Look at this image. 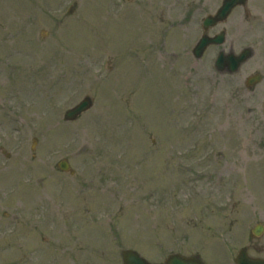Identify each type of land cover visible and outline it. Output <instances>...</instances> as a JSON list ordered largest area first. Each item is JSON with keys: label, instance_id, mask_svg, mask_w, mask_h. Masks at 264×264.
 Returning a JSON list of instances; mask_svg holds the SVG:
<instances>
[{"label": "rangeland", "instance_id": "obj_1", "mask_svg": "<svg viewBox=\"0 0 264 264\" xmlns=\"http://www.w3.org/2000/svg\"><path fill=\"white\" fill-rule=\"evenodd\" d=\"M178 2L0 0V223L31 219L25 239L40 226L41 264H124L126 249L156 264L264 258V234L249 239L264 225L261 142L243 118L264 102V0L213 31L227 33L218 51H254L234 75L216 71L215 49L184 54L201 30ZM201 3L203 20L222 0ZM86 96L93 109L64 122Z\"/></svg>", "mask_w": 264, "mask_h": 264}, {"label": "flooded vegetation", "instance_id": "obj_2", "mask_svg": "<svg viewBox=\"0 0 264 264\" xmlns=\"http://www.w3.org/2000/svg\"><path fill=\"white\" fill-rule=\"evenodd\" d=\"M202 0H200L199 2H196L195 0L189 1V0H185V1H181L179 0V5H184L185 8L184 10L186 11L187 14L192 13L193 15H195V17H190L188 18L189 20H184L183 22H187L189 23V26H191V24L196 26V32L197 30H201V35L200 38L204 35H208V36H212V35H216L217 32L213 33L214 29L218 28L219 26L210 29L209 31H204L203 30V20H201L198 14L199 12H206L205 7H207L205 4L202 5L201 3ZM223 1V0H222ZM193 7V8H192ZM219 8V7H218ZM240 7L236 8L234 11H237ZM208 13H206L205 16L207 15H211L213 13H215L217 11H214L212 7H208L207 9ZM194 22V23H192ZM169 24V22L167 23ZM192 28H190L189 32L191 31ZM188 32V33H189ZM199 35H194V37H192L190 40L194 41V43L199 39H197ZM189 37V35H188ZM196 39V40H195ZM214 47L209 48L207 51H209L210 49H212ZM193 56V52H186L184 54H191ZM207 53V52H206ZM206 55V54H205ZM175 56V55H172ZM245 86H246V90L247 91H252L253 93L255 92L256 89V85H249V79H247L245 81ZM243 118L245 119V123L247 125H251V129H249L248 127L245 128V130H247V133H251L252 138L251 139H260L261 144L259 145V150L261 151L260 154L254 157L255 160H257V164L259 165L260 160H264V102L262 104H257L255 105L254 108L248 109L247 112L244 113ZM249 131V132H248ZM262 140V141H261ZM260 156V158H259ZM10 219V218H9ZM13 219V218H12ZM16 222H7L3 227L2 230L0 231V264H25V260H26V256L27 253L30 251H39V249L34 248V249H29V248H23L21 247V244H14L13 240L14 238L13 236V226L15 225ZM19 223V221H18ZM41 232H39L40 234ZM42 239V236L41 238ZM44 241L47 242V238L43 237ZM15 240L19 241L20 240H24V238H15ZM51 238L49 239L48 244L51 243ZM24 242V241H23ZM13 244L16 246H13ZM37 264H41L40 258H36L35 259Z\"/></svg>", "mask_w": 264, "mask_h": 264}, {"label": "water", "instance_id": "obj_3", "mask_svg": "<svg viewBox=\"0 0 264 264\" xmlns=\"http://www.w3.org/2000/svg\"><path fill=\"white\" fill-rule=\"evenodd\" d=\"M245 2V0H225L224 6L219 10V12L214 17H209L206 20V26H214L220 22H224L236 3ZM224 42V34L217 36L215 38H203L200 40L198 45L195 48V55L197 58H201L204 51L210 44H222ZM253 52L250 49L245 50L240 56H235L233 53L229 55H225L221 53L216 67L220 72L228 71L230 73L236 72L242 63H244L248 58L252 56ZM259 80V78H257ZM93 106V100L90 97H86L80 104H78L73 109L69 110L65 115L66 121H74L84 112L88 111ZM62 169H67L68 165L61 164ZM262 229L259 228L256 232L257 234L262 233ZM123 259L125 264H151L143 259L137 252L135 251H125L123 252ZM238 264H264V261L255 262L249 260L244 252L241 253L237 260ZM167 264H202L200 261L196 259H187L181 256H172Z\"/></svg>", "mask_w": 264, "mask_h": 264}]
</instances>
